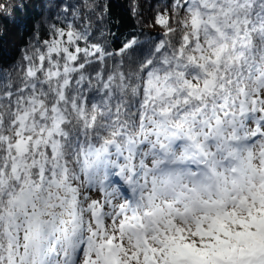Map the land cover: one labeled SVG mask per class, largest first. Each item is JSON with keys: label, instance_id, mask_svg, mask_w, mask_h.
<instances>
[{"label": "snow or ice", "instance_id": "obj_1", "mask_svg": "<svg viewBox=\"0 0 264 264\" xmlns=\"http://www.w3.org/2000/svg\"><path fill=\"white\" fill-rule=\"evenodd\" d=\"M100 9L0 71V264H264V0Z\"/></svg>", "mask_w": 264, "mask_h": 264}, {"label": "trees", "instance_id": "obj_2", "mask_svg": "<svg viewBox=\"0 0 264 264\" xmlns=\"http://www.w3.org/2000/svg\"><path fill=\"white\" fill-rule=\"evenodd\" d=\"M157 0H7L0 9V71H9L22 63L25 52L32 46L49 38L50 25L64 18V9L75 6L81 14L86 4H100L103 18L90 12L93 24V40L103 43L116 52L123 43L132 38L143 41L157 36L161 29L149 27L154 15L150 6ZM138 11L133 13V6ZM71 10H69V16ZM63 26V25H60ZM104 35L101 38L100 32Z\"/></svg>", "mask_w": 264, "mask_h": 264}]
</instances>
